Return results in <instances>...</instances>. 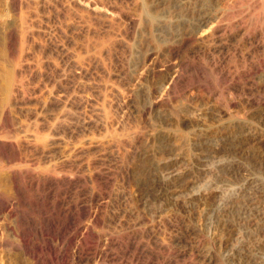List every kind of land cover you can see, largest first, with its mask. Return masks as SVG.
Returning <instances> with one entry per match:
<instances>
[{
    "label": "rangeland",
    "instance_id": "obj_1",
    "mask_svg": "<svg viewBox=\"0 0 264 264\" xmlns=\"http://www.w3.org/2000/svg\"><path fill=\"white\" fill-rule=\"evenodd\" d=\"M65 1L0 0V115L8 111L14 126L2 140L49 117L68 128L52 161L40 160L41 168L55 165L66 176L58 177L64 182L56 196L0 171V200L12 202L14 212L0 214V264H32L9 230L23 217L38 220L30 201L72 234L77 189L86 208L80 235L69 246L66 236L48 242L66 255L63 264H264V0H90L112 5L109 15ZM33 239L43 243L38 232Z\"/></svg>",
    "mask_w": 264,
    "mask_h": 264
},
{
    "label": "bare ground",
    "instance_id": "obj_2",
    "mask_svg": "<svg viewBox=\"0 0 264 264\" xmlns=\"http://www.w3.org/2000/svg\"><path fill=\"white\" fill-rule=\"evenodd\" d=\"M63 1V0H62ZM65 1V0H64ZM69 1V0H68ZM77 1H81V2H83L86 6H88V7H90L91 9H94L95 11H96V9H98L99 11L100 10H103V11H105L106 13H104V14H107L108 13V15L109 14H111V6H109V5H105V4H103L101 1H90V0H77ZM110 1H112V0H110ZM119 1V0H118ZM132 1V0H131ZM51 2V1H50ZM74 2H75V0H74ZM108 2H109V0H108ZM124 2V1H123ZM133 2H134V0H133ZM260 3H261V1H259ZM64 3V2H63ZM65 3H66V1H65ZM64 3V4H65ZM72 4V3H71ZM78 4V3H77ZM81 4V3H80ZM112 4H114V3H112ZM230 4V3H229ZM262 4V3H261ZM35 5V4H34ZM38 5V4H37ZM42 5V4H41ZM61 5V4H60ZM73 5V4H72ZM76 5V4H75ZM74 5V6H75ZM79 5V4H78ZM33 6V5H32ZM71 6V5H70ZM73 6V7H74ZM79 6H81V5H79ZM123 6V5H122ZM139 6V5H138ZM59 7H62V6H59ZM65 7V6H64ZM69 7V6H68ZM113 7H114V5H113ZM112 7V8H113ZM77 8V7H76ZM82 8H83V6H82ZM119 8V7H118ZM121 8V7H120ZM138 8V7H137ZM65 9H66V7H65ZM74 9H75V7H74ZM80 9V8H79ZM84 9V8H83ZM90 9V10H91ZM78 10V9H77ZM81 10V9H80ZM85 10V9H84ZM133 10V9H132ZM131 10V11H132ZM139 10V9H138ZM261 10H264V7H263V9H261ZM51 11V10H50ZM55 11V10H54ZM60 11H62V10H60ZM67 11V10H66ZM66 11H63V12H66ZM70 11H71V9H70ZM59 12V11H58ZM73 12V11H72ZM78 13H79V11H77ZM264 12V11H263ZM60 13V12H59ZM71 13V12H70ZM89 13V12H88ZM94 13V12H93ZM96 13H97V11H96ZM116 13V12H115ZM120 13V12H119ZM122 14H124L123 12H121ZM61 14V13H60ZM63 15L65 14V13H62ZM72 14V13H71ZM74 14V13H73ZM72 14V15H73ZM91 14V13H90ZM67 15V13L65 14V16ZM76 15V14H75ZM107 15V16H108ZM114 15V14H113ZM127 15V14H126ZM131 15V14H130ZM137 15V14H136ZM37 16V15H36ZM71 15H69V17H70ZM77 16V15H76ZM75 16V17H76ZM90 16V15H89ZM97 16H98V14H97ZM101 16V15H100ZM104 16H106V15H104ZM145 16V15H144ZM72 17V16H71ZM83 16H81V18H82ZM91 17V16H90ZM99 17V16H98ZM33 18V17H32ZM37 18V17H36ZM66 18V17H65ZM67 18H68V16H67ZM83 18H86V17H83ZM125 18V17H124ZM57 19V18H56ZM72 19V18H71ZM70 19V20H71ZM113 19V18H112ZM86 20V19H85ZM95 20V19H94ZM211 20L212 19H210V20H208L207 21V23H210L211 22ZM79 21V20H78ZM88 20H86L85 22H87ZM93 21V20H92ZM99 21H100V19H99ZM109 21V20H108ZM37 22V21H36ZM73 22V21H72ZM103 22V21H102ZM106 22V21H105ZM110 22V21H109ZM115 22V21H114ZM142 22V21H141ZM32 23V22H31ZM70 23V22H69ZM75 23V22H74ZM76 23H78L77 21H76ZM75 23V24H76ZM80 23H84L83 22V20H82V22L80 21ZM88 23V22H87ZM90 23V22H89ZM88 23V24H89ZM93 23V22H92ZM123 23V22H122ZM207 23H205V25L207 24ZM48 24V23H47ZM68 24V23H67ZM72 24V23H71ZM91 24V23H90ZM69 25V24H68ZM78 25V24H77ZM102 25V24H101ZM111 25V24H110ZM63 26V25H62ZM73 26H74V24H73ZM85 26V25H84ZM92 26H93V24H92ZM86 27H88L87 26V24H86V26L85 27H83V28H86ZM91 27V26H90ZM94 27V26H93ZM112 27V26H111ZM115 27V26H114ZM76 28V27H75ZM82 28V27H81ZM87 29V28H86ZM93 29V28H92ZM77 30V29H76ZM103 30V29H102ZM217 30V29H216ZM82 31V30H81ZM81 31L79 30V32L81 33ZM90 31V30H89ZM99 31V30H98ZM97 31V32H98ZM101 31V30H100ZM23 32V31H22ZM71 32V31H70ZM73 32V31H72ZM76 32V31H75ZM79 32H78V35H80L79 34ZM85 32H87V31H85ZM96 32V33H97ZM115 32V31H114ZM213 32H214V30H213ZM217 32V31H216ZM223 32V31H222ZM221 32V33H222ZM29 33V32H28ZM84 33V32H83ZM108 33V32H107ZM220 33V34H221ZM98 34H102V33H98ZM38 35V34H37ZM85 35V34H84ZM94 35V34H93ZM103 35H104V33H103ZM210 35V34H209ZM215 35H217V34H215ZM82 37H83V39H84V36L83 35H81ZM97 35L95 34V37H96ZM100 36V35H99ZM102 36V35H101ZM108 35H106V37H107ZM73 37V36H72ZM86 37V36H85ZM98 37V36H97ZM105 37V38H106ZM210 37V36H209ZM67 38V37H66ZM89 38H90V40L89 39H87V40H89V41H91L92 42V38H91V36L89 35ZM101 38V37H100ZM108 38V37H107ZM211 38H212V36H211ZM95 41H96V39L95 38H93ZM111 39V38H110ZM109 39V40H110ZM115 39V38H114ZM118 39V38H117ZM116 39V40H117ZM98 40V39H97ZM101 40V39H100ZM100 40H98V41H96V43H98ZM104 40V38L102 39V41ZM202 40V39H201ZM71 41V40H70ZM73 41V40H72ZM80 41H81V39H80ZM84 41V45L86 44V38H85V40H83ZM105 41H106V39L103 41L104 42V44H106L107 43V41H108V39H107V41H106V43H105ZM207 41V40H206ZM91 42H89V43H91ZM94 42V41H93ZM103 42L101 43V41L98 43L99 45H103ZM110 42H112V40L110 41ZM116 42V41H115ZM209 42V41H208ZM81 43H83V42H81ZM89 43H88V45H89ZM95 43V47L97 48V45L98 44H96ZM108 43H109V41H108ZM117 44V43H116ZM71 45V44H70ZM81 45V44H80ZM88 45H87V47H88ZM91 45V44H90ZM89 45V46H90ZM92 45H94V44H92ZM109 45V44H108ZM107 45V46H108ZM74 46V45H73ZM76 46H78V44H76ZM106 46V45H105ZM104 46V47H105ZM113 46H115L114 44H113ZM43 47V46H42ZM92 47V46H91ZM91 47H90V51H87V53L88 52H90L91 53V51L94 49L93 47H92V50H91ZM79 48H82V47H79ZM83 48H84V46H83ZM22 49V48H21ZM77 49H78V47H77ZM85 49V48H84ZM101 49V48H100ZM83 50V49H82ZM89 50V49H88ZM97 50V49H96ZM99 50V49H98ZM102 50V49H101ZM101 50H99V52L101 51ZM111 51V50H110ZM51 52V51H50ZM80 52H84V51H81V49H80ZM80 52L78 53V54H80ZM95 52V51H94ZM98 51H96L95 53H99ZM45 53V52H44ZM86 53V54H87ZM94 53V54H95ZM107 53V52H106ZM109 53V52H108ZM12 54V53H11ZM24 54V53H23ZM54 54V53H53ZM82 54V53H81ZM80 54V55H81ZM85 53H83L82 55H84ZM102 54H104V51H103V53ZM70 55H71V53H70ZM69 55V57H71ZM73 55V54H72ZM90 55V54H89ZM88 55V56H89ZM93 55V54H92ZM96 55V54H95ZM99 55H100V53H99ZM98 55V56H99ZM107 55V54H106ZM109 55H110V53H109ZM56 56V55H55ZM102 56V55H101ZM11 57V56H10ZM15 57V56H14ZM21 57V56H20ZM53 57V56H52ZM51 57V58H52ZM74 57V56H73ZM108 57V56H107ZM23 58V57H22ZM72 58V57H71ZM85 58V57H84ZM84 58L82 59V60H84ZM86 58H87V55H86ZM96 58H98L97 56H95V59ZM68 59V58H67ZM89 59H90V56H89ZM88 59V60H89ZM100 59V58H99ZM97 60V59H96ZM21 62L23 61L22 59L20 60ZM49 61V60H48ZM54 61V60H53ZM67 61H69V60H67ZM91 61V60H90ZM100 61V60H99ZM103 62H104V60H102ZM20 62V63H21ZM63 62H64V60H63ZM81 62V65H82V61H80ZM20 63H19V61H18V66L19 67H23V66H21L20 65ZM71 62H69V64H70ZM97 63V62H96ZM102 63V62H101ZM49 64V63H48ZM54 64V63H53ZM74 64H76L75 62H74ZM85 64V63H84ZM87 64V63H86ZM93 64V63H92ZM41 65V64H40ZM45 65V64H44ZM55 65H57L56 63H55ZM71 65H72V63H71ZM70 65V66H71ZM100 65V64H99ZM108 65V64H107ZM26 66V65H25ZM24 66V68H26ZM50 66V65H49ZM84 66V65H83ZM11 67V66H10ZM18 67V68H19ZM37 67V66H36ZM43 67V66H42ZM51 67H53V66H51ZM60 67V66H59ZM59 67H57V68H59ZM67 67V66H66ZM71 67H73V66H71ZM70 67V68H71ZM78 67V66H77ZM77 67H75L74 66V68L72 69V70H76L77 69ZM90 67V66H89ZM102 67V66H101ZM104 67V66H103ZM46 68H48V67H46ZM61 68V67H60ZM76 68V69H75ZM27 69V68H26ZM44 69V68H43ZM69 69V68H68ZM80 69V68H79ZM82 69V68H81ZM17 70V69H16ZM18 70H20V69H18ZM45 70V69H44ZM56 70V69H55ZM54 70V71H55ZM67 70V68L65 69V71ZM84 70V69H83ZM64 71V72H65ZM78 71V70H77ZM22 72H24V71H22ZM37 72V71H36ZM35 72V73H36ZM39 72V71H38ZM52 73H53V71H51ZM60 72V71H59ZM59 72H57V74L59 73ZM71 72H73V71H71ZM76 72V71H75ZM80 72V71H79ZM106 72V71H105ZM19 73H20V71H19ZM14 74V73H13ZM34 74V73H33ZM75 74V73H74ZM73 74V75H74ZM53 75H55V73L53 74ZM59 75V74H58ZM61 75H63V74H61ZM81 74H79V76H80ZM94 75V74H93ZM112 75V74H111ZM11 76V75H10ZM23 76V75H22ZM42 76V75H41ZM40 76V77H41ZM49 76V75H48ZM56 76V75H55ZM64 76V75H63ZM77 76V75H76ZM85 76V75H84ZM7 77V76H6ZM21 77V76H20ZM50 77V76H49ZM48 77V78H49ZM61 77V76H60ZM68 77H69V75H68ZM2 78H4V77H2ZM10 78V77H9ZM16 78V77H15ZM35 78V77H34ZM70 78V77H69ZM75 78V77H74ZM73 78V79H74ZM79 78H81V77H79ZM106 78V77H105ZM20 79V78H19ZM53 79V78H52ZM175 79V78H174ZM49 80V79H48ZM47 80V81H48ZM83 80V79H82ZM86 80V79H85ZM90 80V79H89ZM46 81V82H47ZM62 81V80H61ZM69 81V80H68ZM96 81H97V79H96ZM8 82V81H7ZM13 82H16V81H13ZM36 82V81H35ZM63 82V81H62ZM67 82V81H66ZM70 82V81H69ZM73 82H74V80H73ZM100 82V81H99ZM173 82H175V81H173ZM17 83V82H16ZM49 84L51 83V82H48ZM63 83H65V80H64V82ZM62 83V84H63ZM70 83H72V81L70 82ZM105 83V82H104ZM115 83V82H114ZM170 83H172L171 81H170ZM12 84V83H11ZM23 84V83H22ZM55 84V83H54ZM69 84V83H68ZM82 84H83V82H82ZM2 85V84H1ZM29 85V84H28ZM59 85V84H58ZM65 85H67V84H65ZM72 85V84H71ZM74 85V84H73ZM72 85V86H73ZM79 86L81 85L80 83L78 84ZM172 85V84H171ZM43 86V85H42ZM50 86V85H49ZM57 86V85H56ZM84 86V85H83ZM7 87H9V86H7ZM14 88H13V92L15 93V92H17L18 90L15 88V86H13ZM47 87V86H46ZM71 86H69V88H70ZM78 87V86H77ZM76 87V88H77ZM80 87H82V86H80ZM80 87H79V89H80ZM98 87H99V85H98ZM98 87H96L95 89L97 90V88ZM101 87H103V86H101ZM108 87V86H107ZM111 87V86H110ZM4 88V87H3ZM18 88V87H17ZM35 88V87H34ZM64 88V87H63ZM68 88V87H67ZM73 88V87H72ZM83 88H86V87H83ZM83 88H81L82 90H83ZM111 88H113V87H111ZM38 89H40V88H38ZM49 89V88H48ZM99 89V88H98ZM106 89V88H105ZM108 89V88H107ZM110 89V88H109ZM21 90V89H20ZM19 90V91H20ZM60 90H61V88H60ZM65 90H66V88H65ZM81 90V91H82ZM95 90V91H96ZM111 90V89H110ZM5 91V90H4ZM7 91V90H6ZM18 91V92H19ZM47 91V90H46ZM68 91H69V89H68ZM72 91V90H71ZM75 91V90H74ZM93 91V90H92ZM95 91H94V94H95ZM113 91H114V89H113ZM22 92V91H21ZM42 92V91H41ZM61 92V91H60ZM76 92V91H75ZM79 92V91H78ZM99 92V91H98ZM111 92V91H110ZM2 93H4V92H2ZM9 93V92H8ZM7 93V94H8ZM13 93V94H14ZM47 93V92H46ZM45 93V94H46ZM62 93V92H61ZM66 93V92H65ZM64 93V94H65ZM69 93H71V92H69ZM80 93V92H79ZM84 93V92H83ZM103 93V92H102ZM5 94V93H4ZM23 94V93H22ZM35 94V93H34ZM44 94V93H43ZM58 94V93H57ZM100 94V93H99ZM99 94H98V96H99ZM116 94V93H115ZM15 95V94H14ZM18 95V94H17ZM62 95V94H61ZM60 95V96H61ZM80 95V94H79ZM95 95H97V93L95 94ZM101 95V94H100ZM113 95V94H112ZM4 96H6V95H4ZM24 96V95H23ZM30 96V95H29ZM33 96V95H32ZM48 96V95H47ZM59 96V97H60ZM63 96V95H62ZM66 96H68V95H66ZM72 96V95H71ZM97 96V97H98ZM108 96H111V95H109L108 94ZM116 96V95H115ZM21 97V96H20ZM83 97V96H82ZM87 97V96H86ZM96 97V96H95ZM114 97V96H113ZM3 98V97H2ZM14 98V97H13ZM18 98V97H17ZM16 98V99H17ZM45 98H46V96H45ZM64 98V97H63ZM73 98V97H72ZM84 98V97H83ZM90 98V97H89ZM99 99H102V96H101V98L100 97H98ZM111 98V97H110ZM43 99V98H42ZM12 100H14V99H12ZM20 100V99H19ZM21 100H22V98H21ZM24 100H25V98H24ZM51 100V99H50ZM52 100H55L54 99V97L52 98ZM51 100V101H52ZM64 100H66V99H64ZM73 100V99H72ZM74 100H75V98H74ZM79 100V99H78ZM62 101H63V99H62ZM87 101H88V99H87ZM96 101V100H95ZM94 101V102H95ZM100 100H98V102H99ZM105 101V100H104ZM103 101V102H104ZM109 101V100H108ZM111 101V100H110ZM109 101V102H110ZM2 102V101H1ZM15 102V101H14ZM22 102V101H21ZM57 102V101H56ZM67 102H69V101H66V102H64V105L66 106L68 103ZM83 102H85V101H83ZM82 102V103H83ZM97 102V104H98V106L97 107H99V103ZM100 102H102V101H100ZM3 103V102H2ZM27 103V102H26ZM38 103H40V102H38ZM52 103H53V101H52ZM57 103H59V102H57ZM76 103H78L77 101H76ZM93 103V102H92ZM96 103V102H95ZM108 103V102H107ZM10 104V103H9ZM40 104H43L42 102L40 103ZM50 104H51V102H50ZM53 104H56V103H53ZM72 104V103H71ZM74 104V103H73ZM80 104V103H79ZM84 104V103H83ZM60 105H62L61 103H60ZM75 105V104H74ZM78 105V104H77ZM3 106V105H2ZM41 106V105H40ZM47 106V105H46ZM68 106V105H67ZM70 106V105H69ZM94 106H96V104H94ZM107 106V105H106ZM106 106H105V109H106ZM59 107H61V106H58V108ZM74 107V106H73ZM81 107V106H80ZM93 107V106H92ZM39 108V107H38ZM41 108V107H40ZM53 107H51L50 109H52ZM57 108V109H58ZM67 108V107H66ZM82 108V107H81ZM71 109H72V107H71ZM77 109V108H76ZM93 109V108H92ZM37 110H39V109H37ZM53 110H54V108H53ZM44 111V110H43ZM48 111H49V108H48ZM47 111V112H48ZM56 111H58V110H56V108H55V112ZM64 111V110H63ZM68 111V110H67ZM75 111V110H74ZM8 112V111H7ZM7 112H2V114L0 115L1 116V118L2 119H4L3 120V122L5 121V124H6V127L4 126V125H0V144H4V145H0V156H3L2 158H4L5 159V161L2 163V165L0 164V171H2V172H4L5 173V175H6V177H8L9 179H11L12 181H14L16 184H17V182L19 181V180H25L27 183H29V185H30V187H34V188H36L37 190H39V189H42V190H44V189H46L47 190V192H48V194H50V195H53V196H56L57 195V193H58V191H59V188H60V182H64L63 180H60L58 177L59 176H63V178H66V176L64 175V174H62L63 172L61 171V169H59V168H57L55 165L53 166V164H51L52 166V169H49V168H44V166H42L43 168H41L40 167V165H43V164H41L43 161L41 160V159H47V160H49V158H50V152L51 153H53L51 150H53L54 151V148L55 147H57L58 145H60L61 144V140H60V135H61V133L63 132V128H67V127H64V126H62V128H61V120L60 121H58V119L56 118L55 120H54V122H52L51 123V121L53 120L52 118H50L49 117V119H51V121H50V123H48L47 124V122H45L44 124H34L33 125V127H24V126H26L25 124L24 125H22L23 127H18L17 128V132L21 135L20 137H18L19 136V134L18 135H16L17 134V132H15V130H14V132L16 133H14L15 135L13 136V138L11 137V139H12V141L11 142H9V139H8V141H3L2 139H4V138H6L4 135V132H6V130L5 129H9V128H13L14 126L13 125H11V124H9L8 123V120H6L7 118H9V117H7L8 116V114H7ZM24 112V111H23ZM33 112V111H32ZM31 112V113H32ZM37 112V111H36ZM45 112V111H44ZM47 112H45V113H47ZM51 112H53V111H51ZM69 112V111H68ZM101 112V111H100ZM9 113V112H8ZM67 113V112H66ZM65 113V114H66ZM70 113V112H69ZM82 113V112H81ZM35 114V113H34ZM43 114V113H42ZM59 113H56V115H58ZM68 114V113H67ZM65 115V116H68V115ZM72 114V113H71ZM75 114V113H74ZM76 114H78L77 112H76ZM98 114V113H97ZM100 114V113H99ZM103 114V113H102ZM109 114V113H108ZM36 115V114H35ZM34 115V116H35ZM45 115V114H44ZM47 115H49V112H48V114ZM62 115V114H61ZM64 115V114H63ZM28 116V115H27ZM31 116V115H30ZM29 116V117H30ZM50 116H51V114H50ZM70 116V115H69ZM68 116V117H69ZM96 116V115H95ZM98 116H100V115H98ZM103 115H101V117H102ZM32 117V116H31ZM47 117V116H46ZM60 117V116H59ZM74 116H73V114H72V118H73ZM76 117V116H75ZM75 117H74V119L73 120H75ZM79 116H77V118H78ZM33 118V117H32ZM45 118V117H44ZM54 118V117H53ZM62 118H63V116H62ZM82 118V117H81ZM89 118V117H88ZM43 119V118H42ZM41 119V120H42ZM48 119V118H47ZM68 119V118H67ZM70 119V118H69ZM103 119V118H102ZM32 120V119H31ZM30 120V121H31ZM38 120V119H37ZM114 120V119H113ZM40 121V120H39ZM38 121V122H39ZM69 121V120H68ZM67 121V122H68ZM76 121V120H75ZM10 122V121H9ZM16 122V121H15ZM64 122V121H63ZM81 122V121H80ZM86 122V121H85ZM93 122V121H92ZM102 122H103V120H102ZM101 122V123H102ZM18 123V122H17ZM16 123V124H17ZM26 123H28V122H26ZM95 123V122H94ZM104 123V122H103ZM12 124H14V123H12ZM33 124V123H32ZM107 124H109V123H107ZM106 124V125H107ZM63 125H65V123L63 124ZM71 125V124H70ZM73 125H75V124H73ZM98 125V124H97ZM76 126V125H75ZM74 126V127H75ZM96 126V125H95ZM94 126V127H95ZM80 127V126H79ZM82 127V126H81ZM93 127V128H94ZM89 128V127H88ZM92 128V127H91ZM95 128H97V126L95 127ZM99 128V127H98ZM100 128H102L101 126H100ZM68 129V128H67ZM67 129H66V131H67ZM72 129V128H71ZM74 129V128H73ZM77 129V128H76ZM80 129H82V128H80ZM104 129V128H103ZM110 129V128H109ZM75 130V129H74ZM79 130V129H78ZM77 130V131H78ZM105 130V129H104ZM113 130V129H112ZM76 131V130H75ZM81 131V130H80ZM80 131H78L79 133H80ZM85 131V129L83 130V132ZM7 132H8V130H7ZM10 132V131H9ZM8 132V133H9ZM13 132V131H12ZM70 132V134H71V132L72 131H69ZM68 131H67V133H69ZM78 132H76V134L75 135H77V133ZM101 132V131H100ZM10 134H11V132H10ZM9 134V135H10ZM99 134V133H98ZM73 135V134H72ZM65 136V135H64ZM63 136V137H64ZM74 136V135H73ZM72 136V137H73ZM80 136V135H79ZM66 137H67V135H66ZM75 137V136H74ZM73 137V139H75ZM76 137H78V135L76 136ZM100 137V136H99ZM68 138V137H67ZM64 139H65V137H64ZM66 140V139H65ZM76 140V139H75ZM74 140V141H75ZM78 140H80V139H78ZM77 140V141H78ZM99 141V140H98ZM101 141V140H100ZM66 142V141H65ZM70 142V141H69ZM84 142H86V141H84ZM111 142V141H110ZM114 142V141H113ZM122 142V141H121ZM67 143V142H66ZM77 143V142H76ZM83 143V142H82ZM99 143V142H98ZM112 143V142H111ZM62 144H63V142H62ZM61 144V145H62ZM72 145H73V142L71 143ZM70 144V145H71ZM80 144H81V142H80ZM102 144H104L103 142H102ZM106 144H109V142L108 143H106ZM113 144V143H112ZM67 145H69V144H67ZM67 145L65 146V147H67ZM88 145V144H87ZM87 145H86V147H87ZM123 145V144H122ZM138 145V144H137ZM74 146V145H73ZM72 146V148H74V147H76V146H74L73 147ZM99 146H102V145H99ZM110 145H108V147H109ZM80 146H77V149L79 148ZM85 147V146H84ZM107 147V146H106ZM117 147V146H116ZM83 148V147H82ZM100 148V147H99ZM104 148H105V144H104ZM115 148V147H114ZM139 148V147H138ZM66 149V148H65ZM69 149L70 148H68V151H69ZM80 149V148H79ZM106 149H108V148H106ZM121 149V148H120ZM59 150H62V147H61V149L59 148ZM59 150H57L56 149V151L58 152V155H59ZM64 150V149H63ZM71 150H73V149H71ZM71 150L69 151V152H71ZM87 150V149H86ZM93 150V149H92ZM100 150V149H99ZM102 150V149H101ZM108 150H110V148L108 149ZM123 150V149H122ZM139 150V149H138ZM55 151V152H56ZM67 151V150H66ZM68 151H67V154H68ZM79 151V150H78ZM84 151V150H83ZM103 152H105L104 150H102ZM29 154V155H27V153ZM56 152V153H57ZM63 152V151H62ZM75 152H76V150H75ZM81 152H82V150H81ZM80 152V153H81ZM100 152V151H99ZM113 152H115V151H113ZM65 154H66V152H64ZM73 153V152H72ZM79 153V152H78ZM83 153H88V152H83ZM82 153V154H83ZM76 154H77V152H76ZM81 154V155H82ZM110 154V153H109ZM53 155V154H52ZM57 155V154H56ZM72 155V154H71ZM70 155V156H71ZM78 155V154H77ZM90 155V154H89ZM104 155V154H103ZM66 156H68V155H66ZM65 156V157H66ZM83 156V155H82ZM85 156V155H84ZM87 156V155H86ZM135 156V155H134ZM58 157V156H57ZM63 157H64V155H63ZM74 157V156H73ZM72 157V158H73ZM75 157H77V156H75ZM79 157V156H78ZM98 157V156H97ZM112 157V156H111ZM113 158V157H112ZM56 159V158H55ZM75 159V158H74ZM85 159H86V157H85ZM40 160L42 161L41 163H40ZM80 160V159H79ZM98 160V159H97ZM101 160V159H100ZM50 161H52V158H50ZM57 161V160H56ZM67 161H70V160H67ZM83 161H86V160H84L83 159ZM96 161V160H95ZM104 161V160H103ZM48 162V161H47ZM46 162V163H47ZM66 162V160L64 161V163ZM79 162V161H78ZM81 162H82V160H81ZM79 163V164H82V163ZM89 162H90V160H89ZM92 162V161H91ZM90 162V163H91ZM102 162V161H101ZM105 162V161H104ZM70 163H72V161H70ZM86 163V162H85ZM85 163H83V165L85 164ZM89 163V164H90ZM95 163V162H94ZM96 163H97V161H96ZM103 163V162H102ZM75 164V163H74ZM74 164H72V165H74ZM88 164V163H87ZM92 164V163H91ZM99 164H101L100 162H99ZM68 165V164H67ZM78 164L76 163V166H77ZM94 165V164H93ZM102 165V164H101ZM66 166V165H65ZM70 166V165H69ZM75 166V167H76ZM82 166V165H81ZM95 166V165H94ZM104 166V165H103ZM50 167V168H51ZM68 167V166H67ZM67 167H65V169L67 168ZM72 167V166H71ZM74 167V166H73ZM73 167H72V169H73ZM92 167V166H91ZM91 167H89V169L91 168ZM85 168H86V166H85ZM63 169V168H62ZM64 169V170H65ZM72 169H71V171H72ZM76 169V168H75ZM79 169V168H78ZM93 169H94V167H93ZM93 169H91V170H93ZM106 169V168H105ZM105 169H103V172H104V170ZM67 170V169H66ZM81 170H82V172H83V170L84 169H82L81 168ZM80 170V171H81ZM70 171V172H71ZM74 171V170H73ZM79 171V172H80ZM67 172H69V171H67ZM77 172H78V170H77ZM102 172V171H101ZM72 173V172H71ZM76 173V172H75ZM81 173V172H80ZM97 173V172H96ZM107 172L105 171V173H104V175L106 174ZM93 174V173H92ZM94 174H95V172H94ZM98 174V173H97ZM79 175V174H78ZM75 176V179H74V181H76V183H74V184H78V185H80V184H82V177L81 176ZM100 175V174H99ZM107 175V174H106ZM98 176V175H97ZM101 176V175H100ZM74 177V176H73ZM92 177V176H91ZM94 177V176H93ZM92 177V178H93ZM106 177V176H105ZM70 178V177H69ZM97 179V177H94L93 178V181H94V179ZM99 178V177H98ZM103 178V177H102ZM72 179V178H71ZM72 179V180H73ZM100 180H101V178H100ZM96 182H97V180H96ZM112 184V183H111ZM15 185V184H14ZM77 185V186H78ZM16 186V185H15ZM80 187H81V185H80ZM16 188V187H15ZM79 188V187H78ZM75 189H77V187H75ZM15 190H17V193L20 195L21 194V190L22 189H19L18 190V188L17 189H15ZM77 190H80V191H78L77 193L79 194L78 195V197H77V199H76V201H75V204H76V206H78V208H79V211H77V212H75V214L74 215H72V219H73V222L71 223L72 225L70 226V227H73V233L72 234H65L64 232H61L57 227H55V225H54V223L51 221V217L46 213V207H45V205H43V206H41V207H39L38 205H37V203L34 201H30V202H28V205L27 206H30V207H32V208H34L33 210L37 213V215H38V220L36 221V222H33V221H31V220H29L30 218H27V217H23L21 220H20V225L17 227V228H14V229H9L10 230V232H11V235L15 238V239H17L18 241H19V243H21L22 244V246H23V248L25 249V251H26V253H27V255H28V257L31 259V263L32 264H49V262H52V261H56L57 262V264H63L64 262H66V255L65 254H58V253H54L53 252V250H52V248H50V246H49V244H48V242L51 240V238L52 237H57V236H66V240H67V242H68V245L67 246H69L70 245V242L71 241H73V239H75L77 236L76 235H80V227L78 226V224H77V222L79 221V218L81 217V216H83L84 214H85V205H84V200H83V198L82 197H84L85 195V193L83 194V190H81V189H77ZM103 191V190H102ZM101 191V192H102ZM17 194V195H18ZM22 195V194H21ZM18 196V197H22V196ZM25 196V195H24ZM112 196V195H111ZM87 197V196H86ZM93 198V197H92ZM248 198H249V196H248ZM108 199V198H107ZM109 199H111L110 197H109ZM19 200H21V198L19 199ZM22 201V200H21ZM23 201H25L24 200V198H23ZM22 201V202H23ZM109 201H111V200H109ZM85 202H87V201H85ZM25 204V203H24ZM88 205V204H87ZM12 207H13V203L12 202H3V201H1L0 200V214L2 213V212H5V211H7V215L9 216V217H11V216H14V212H13V209H12ZM31 208V209H32ZM88 210V209H87ZM88 214V213H87ZM120 214V213H119ZM115 215V214H114ZM119 216H121V215H119ZM30 217V216H29ZM36 218V217H35ZM32 219V218H31ZM18 223V222H17ZM10 226V225H9ZM17 226V225H16ZM2 228V227H1ZM68 228H69V225H68ZM38 232V235L42 238V240H43V243L42 244H39V243H37V242H34L33 240V237L35 236V234ZM12 237V238H13ZM21 246V245H20ZM56 250V249H55ZM24 251V250H23ZM68 250H66V252H67ZM81 251V250H80ZM45 252H46V254L48 253V254H51L52 256H53V258L52 259H50V258H48L47 256V258L45 257ZM58 252V251H57ZM64 253V252H63ZM68 253V252H67ZM79 256V255H78ZM63 262V263H62Z\"/></svg>",
    "mask_w": 264,
    "mask_h": 264
}]
</instances>
